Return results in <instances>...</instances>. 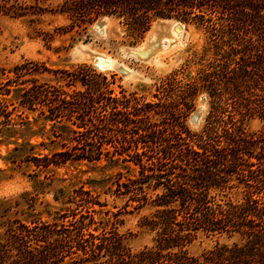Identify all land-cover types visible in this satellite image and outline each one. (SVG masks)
Wrapping results in <instances>:
<instances>
[{
  "label": "trees",
  "instance_id": "trees-1",
  "mask_svg": "<svg viewBox=\"0 0 264 264\" xmlns=\"http://www.w3.org/2000/svg\"><path fill=\"white\" fill-rule=\"evenodd\" d=\"M42 1L0 0V15L58 12L70 19L68 25L57 27L66 31L109 16L119 19L136 40L158 19L205 27L209 41L199 56L204 61L199 81L208 93L210 108L200 131L186 125L189 106L178 107L171 93L167 101L150 104L159 105L156 113L163 114L161 120L152 121L146 107L134 108L145 139L142 151L128 153L133 159L126 160L140 167L138 182L161 187L151 200L159 208L145 221L157 231L154 246L131 253L121 236L90 231L91 222H85L83 214L81 219L60 224L16 219L0 234V264H64L73 248L80 251L74 262L84 264H264V126L259 130L247 127L254 116L264 120V0H61L51 8ZM15 70L19 77L50 69L31 61L16 65ZM93 70L80 63L54 70L57 84L35 77L20 82L31 81L20 93L22 106L33 110L39 104L42 113L46 107L52 120L76 114L79 121H73L77 126L73 132L86 135L77 138L79 153L77 145L53 153L60 157L55 164L111 155L101 145L112 141L99 133L115 115L122 116L116 119L120 130L126 128L121 119H130L123 109L126 104L113 96L105 75L102 85L108 94L100 95L102 85L93 81ZM65 87L75 88L68 91ZM197 89L198 85L188 83L183 93L195 95ZM95 116L101 118L95 121ZM151 147L155 155L147 165L144 159ZM238 187L244 188L245 197L233 200L227 196ZM78 191L90 195V199L81 198L83 204L103 205L93 201L90 192ZM147 198L145 193L137 200ZM199 231L237 234L243 242L218 245L194 257L185 247Z\"/></svg>",
  "mask_w": 264,
  "mask_h": 264
},
{
  "label": "rangeland",
  "instance_id": "rangeland-1",
  "mask_svg": "<svg viewBox=\"0 0 264 264\" xmlns=\"http://www.w3.org/2000/svg\"><path fill=\"white\" fill-rule=\"evenodd\" d=\"M59 2L61 0H44L41 3L51 8ZM164 20L154 21L143 38L136 40L119 19L109 16L66 31L57 27L68 25L70 19L58 12L21 17L0 15V234L16 219L60 224L81 219L83 214L85 222H91L90 231L121 236L131 253L154 246L157 231L145 221L159 208L152 205L151 200L161 187L154 189L149 181L138 182L140 167L133 160H126L133 159L128 153L142 151L145 139L134 108L146 107L150 109L152 121L161 120L163 114L156 113L159 105L150 104L167 101L171 93L178 107L189 106L184 119L192 131L204 127L210 108L208 93L199 81L201 62H204L199 56L209 41L206 28L179 21L184 24L185 36L164 47L163 37L171 35V23ZM101 55H108L113 64L100 67L98 57ZM31 61L45 64L50 70L18 77L15 66ZM80 63L92 66L95 83L108 82L113 96L122 98L126 104L123 109L130 119H121L126 128L120 130L116 119L122 116L115 115L110 125L104 124L106 127L99 133L102 139L112 141L103 143L101 149L110 150L113 155L103 153L100 160L55 164L60 157L53 153L73 145L80 147L79 153L81 144L77 138L86 135L77 136L73 132L79 121L76 114H64L52 120L46 107L42 113L39 104L33 110L22 106L20 93L31 81L20 82L35 77L57 84L54 70L70 69ZM188 83L198 85L195 95L183 93ZM5 88L10 92L6 94ZM65 88L72 91L75 87ZM106 89L102 85V97L108 94ZM96 117L101 118L95 116V121H98ZM263 126L264 120L259 116L247 121L250 130ZM153 151L155 148L151 147L145 164L152 161ZM135 187H139L137 193L132 191ZM78 189L90 192L93 201L103 205L83 204L81 198L90 199V195H81ZM145 193L147 200H137ZM244 195L243 187L227 192L233 200H241ZM236 242H243L237 234L211 235L199 231L185 248L191 256L200 257L218 245L233 246ZM71 251L64 264H84L74 262V259L79 260L80 251L75 248Z\"/></svg>",
  "mask_w": 264,
  "mask_h": 264
},
{
  "label": "bare ground",
  "instance_id": "bare-ground-1",
  "mask_svg": "<svg viewBox=\"0 0 264 264\" xmlns=\"http://www.w3.org/2000/svg\"><path fill=\"white\" fill-rule=\"evenodd\" d=\"M164 21L166 22H170V29H171V35L170 36H164L163 37V45L164 47H169V45H171L172 40H177L178 42L180 40H182V37H184V24L179 22V21H170L169 19H165ZM160 23V22H159ZM162 42V41H161ZM99 59V63L98 65L100 67H104V66H110L111 64H113V60L107 55H101L98 57Z\"/></svg>",
  "mask_w": 264,
  "mask_h": 264
}]
</instances>
